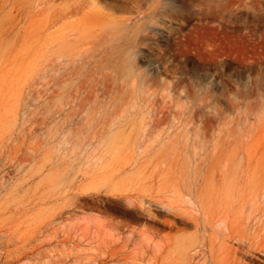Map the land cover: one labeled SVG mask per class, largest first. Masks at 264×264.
I'll return each instance as SVG.
<instances>
[{
  "label": "rangeland",
  "instance_id": "374dc122",
  "mask_svg": "<svg viewBox=\"0 0 264 264\" xmlns=\"http://www.w3.org/2000/svg\"><path fill=\"white\" fill-rule=\"evenodd\" d=\"M156 4L0 0V227L44 241L18 264H224L253 239L264 0ZM196 171L239 174L205 215Z\"/></svg>",
  "mask_w": 264,
  "mask_h": 264
},
{
  "label": "bare ground",
  "instance_id": "6f19581e",
  "mask_svg": "<svg viewBox=\"0 0 264 264\" xmlns=\"http://www.w3.org/2000/svg\"><path fill=\"white\" fill-rule=\"evenodd\" d=\"M15 1V0H14ZM162 0H157V4L153 6V9L151 10V13H155L157 11V9L159 8V6L161 5ZM21 4V3H20ZM15 5V4H14ZM25 5V4H24ZM20 10V8L18 9V11ZM22 10V9H21ZM20 10V11H21ZM28 10V9H27ZM13 13V12H12ZM25 13V12H24ZM28 13V12H27ZM36 13V12H35ZM40 15V14H38ZM5 19V18H4ZM141 20V19H140ZM124 24V23H122ZM121 24V25H122ZM237 24V23H236ZM225 25H228L225 22ZM232 26V25H231ZM117 27V26H116ZM126 27V26H125ZM118 28V27H117ZM126 29V28H125ZM54 30V29H53ZM124 30V29H123ZM127 30V29H126ZM119 31V30H118ZM134 32V31H133ZM15 33V32H14ZM121 33V32H120ZM132 33V32H131ZM53 36V35H52ZM100 38V37H99ZM208 43V42H207ZM209 45V44H208ZM207 45V46H208ZM245 50V49H244ZM221 51V50H220ZM222 52V51H221ZM244 55V54H243ZM213 56V55H212ZM243 57V56H242ZM213 59V58H212ZM241 60V59H240ZM210 61V60H209ZM130 63V62H129ZM211 66V65H209ZM247 66V65H246ZM248 67V66H247ZM123 80V79H122ZM125 84V83H124ZM255 84V83H254ZM130 87V86H129ZM253 95V94H252ZM221 108V107H220ZM107 109V108H106ZM211 109V108H210ZM114 114V113H113ZM128 114V113H127ZM139 114V113H138ZM151 114V113H150ZM102 115V114H101ZM137 115V114H135ZM102 117V116H101ZM132 117V116H131ZM107 119V118H106ZM137 119V118H136ZM107 121V120H106ZM124 121V120H123ZM111 125V124H110ZM119 127V126H118ZM264 129V128H263ZM96 130V129H95ZM260 131V129H259ZM168 139V138H167ZM167 139H165V141H167ZM134 141V140H133ZM107 142V141H106ZM142 142V141H141ZM133 143V142H132ZM140 143V142H139ZM165 143V142H164ZM162 143V144H164ZM165 145V144H164ZM102 146V145H101ZM86 147V146H85ZM135 147V146H134ZM161 147V146H160ZM129 148V146H128ZM208 148V146H207ZM211 148V147H210ZM102 149L103 146H102ZM106 149V148H105ZM133 149V148H132ZM180 149V147H179ZM128 150V149H127ZM164 150V149H163ZM167 150V149H166ZM219 150V149H218ZM216 150V153L217 151ZM160 151V150H159ZM209 151V150H208ZM211 151H213V148L211 149ZM209 151V152H211ZM101 152V151H100ZM126 152V151H125ZM215 152V151H214ZM175 153V152H174ZM120 155V154H119ZM203 156V155H202ZM217 156V155H216ZM209 158V157H208ZM220 159V158H218ZM200 161V160H199ZM208 163V162H207ZM196 166V165H195ZM198 167V166H197ZM206 171V169H205ZM195 176V175H194ZM234 176H239V174H229V173H217V172H211L208 171L206 173H202L201 172H197L196 171V177L199 178L202 182L197 186V198L198 200L201 202V208L203 214H207V203L205 202V198L203 196V191L204 189L209 185L210 180H214L217 179L218 177L220 179H222L224 181V183L229 179L232 178ZM250 181H255L257 182L258 186L260 188L264 189V170L261 171H255L253 173H248L246 175ZM242 177H244V175H242ZM235 188V187H234ZM190 191V190H189ZM263 197V196H262ZM257 203V201H256ZM263 206H264V199H263ZM12 206V205H11ZM13 207V206H12ZM257 210H255V212L257 211L259 215H261L258 219H257V223L258 226L256 228V232L254 234L253 239H251V237H248V235H246V230L242 229L241 231H233V237L234 239L237 241L238 243V247H229L230 248V252L225 256L224 260V264H264V242H260V244H255L256 242H258V240L256 242H254V240L256 238H263L264 240V218L262 219V217H264L263 211L264 208H262L261 206L257 205ZM199 209V210H200ZM15 210V209H14ZM254 211V210H253ZM13 212V211H12ZM254 213H252V217H250L252 220L256 219L257 215ZM201 213V212H200ZM194 215V214H193ZM227 216V215H226ZM9 217V216H8ZM249 218V219H250ZM230 221V220H229ZM261 221V222H260ZM227 222V221H226ZM248 222V221H247ZM54 223V222H53ZM230 224V223H229ZM225 226H223L224 228ZM222 228V229H223ZM253 229V228H252ZM37 236H30V237H20V236H15L12 232L10 231H5V229L3 227H0V264H18L20 263L25 257H27L30 254H33L35 251H37L40 247H42V244L44 243L41 242L40 244H36V245H32V242L36 241ZM37 242V241H36ZM32 245V246H31ZM31 246V247H29ZM203 246V245H202ZM201 246V247H202ZM195 249V248H194ZM196 251V250H195ZM203 252V251H202ZM105 253V252H104ZM114 256L116 255V253L113 254ZM257 255H262L263 259L259 258V256ZM112 256V255H111ZM247 257L250 259L251 263L249 262H245L243 260L244 257ZM47 259V263L46 264H63V260L60 259L58 261L53 262L51 259L49 260L47 257L45 258ZM117 260V259H116ZM25 262V261H24ZM256 262V263H255ZM30 264H41V263H31Z\"/></svg>",
  "mask_w": 264,
  "mask_h": 264
}]
</instances>
